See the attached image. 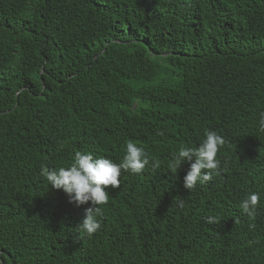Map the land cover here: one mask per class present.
Returning a JSON list of instances; mask_svg holds the SVG:
<instances>
[{"label":"trees","instance_id":"16d2710c","mask_svg":"<svg viewBox=\"0 0 264 264\" xmlns=\"http://www.w3.org/2000/svg\"><path fill=\"white\" fill-rule=\"evenodd\" d=\"M261 113L264 0H0V264H264ZM205 131L228 143L188 192L190 164L169 165ZM128 142L149 165L121 171L85 236L92 205L41 167L77 151L118 165Z\"/></svg>","mask_w":264,"mask_h":264},{"label":"clouds","instance_id":"9594fccd","mask_svg":"<svg viewBox=\"0 0 264 264\" xmlns=\"http://www.w3.org/2000/svg\"><path fill=\"white\" fill-rule=\"evenodd\" d=\"M261 132H264V113H261ZM205 139L199 147L191 148L181 146L176 158L171 161L170 168L176 173L183 162L190 164V169L183 179V187L188 192L195 191L198 183L210 182L214 175H219L220 162L217 153L220 148L227 145V141L214 131H205ZM148 153L132 142L126 144V154L120 164H114L109 159H94L91 154L75 153L73 163L67 168L58 170L41 167L40 175L44 177L52 190L62 191L68 199V203L77 207L91 204L85 209L84 219L79 224L78 231L91 237L100 228L101 223L97 219L102 215L101 206L108 204L109 194L107 189L120 188L119 177L121 171L130 174H140L149 165ZM153 168L160 167L159 161L153 160ZM259 194L247 196L239 205L242 214H246L250 220H255L256 209L259 206ZM177 207L183 209V200L179 199ZM207 224H218V217H208ZM234 223H239L238 220ZM251 225L250 229H254Z\"/></svg>","mask_w":264,"mask_h":264}]
</instances>
